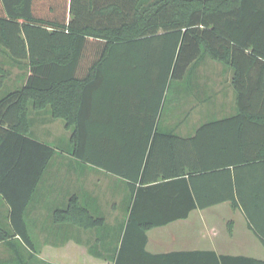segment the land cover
<instances>
[{"label":"trees","instance_id":"16d2710c","mask_svg":"<svg viewBox=\"0 0 264 264\" xmlns=\"http://www.w3.org/2000/svg\"><path fill=\"white\" fill-rule=\"evenodd\" d=\"M0 51L27 68L25 82L4 94L0 78V197L11 222V232L0 227V243H29L23 211L55 153L31 136L29 110L47 109L71 130L73 157L126 180L128 221L114 264H264L213 251L144 250L146 229L193 209L230 202L246 212L249 182L239 170L264 163V0H0ZM202 55L234 69V115L189 137L154 128L136 139L138 147L89 131L95 80L112 78L119 99L128 95L119 89L123 79L153 74L162 111L169 81ZM262 212L264 180H252L251 229L264 246ZM101 223L90 217L78 225Z\"/></svg>","mask_w":264,"mask_h":264},{"label":"crops","instance_id":"0c3cea01","mask_svg":"<svg viewBox=\"0 0 264 264\" xmlns=\"http://www.w3.org/2000/svg\"><path fill=\"white\" fill-rule=\"evenodd\" d=\"M234 74L231 65L206 55L200 56L188 66L182 79L169 81L167 87L171 96L165 117L164 107L161 111L158 102V83L154 85L153 74L151 80L146 73L135 80L123 79L119 89L127 91L128 95L119 99L116 98L117 87L112 78L95 80L87 104L89 131L106 134L117 144L137 147L140 143L136 139L152 133L154 128L182 137L192 136L201 124L236 113ZM117 110H120L118 114ZM47 116H50L47 109L40 112L29 110V120ZM31 129L30 124V132ZM101 141L105 143L106 140ZM54 154L23 211L29 243L13 237L9 240L8 256L13 264L21 261V264H114L121 248L124 225L128 221L126 180L90 163L81 165L80 161L74 162L72 159L76 158L71 156L72 159L65 161H69L72 167L74 165L71 185L66 189L59 183L58 187L55 180L60 177L48 174L44 178ZM117 161L123 162L120 157ZM238 176L249 182L243 192L248 197L246 212L230 202L193 209L183 219L146 229L144 250L151 255L213 251L217 255L264 261V246L251 229V181L264 180V163L250 162L239 170ZM100 181L106 184L103 190L97 188ZM117 186L118 189L113 190ZM9 210L8 204L0 197V224H11ZM90 217L102 219V225L91 228L78 225L88 224ZM260 226L264 229V215ZM12 240H18L22 248L13 245ZM123 253L128 257L127 247Z\"/></svg>","mask_w":264,"mask_h":264},{"label":"rangeland","instance_id":"374dc122","mask_svg":"<svg viewBox=\"0 0 264 264\" xmlns=\"http://www.w3.org/2000/svg\"><path fill=\"white\" fill-rule=\"evenodd\" d=\"M0 63L4 70V75L1 76L2 73H0V78L3 79L4 84L1 90V94H4L5 92L19 87L23 83V81H25L27 68L25 63H23V67L17 63H13L9 59V57L2 51H0ZM169 96H171V93L167 87L164 95V117L168 109ZM30 120L32 128L31 136L36 138L37 140L49 143V145H51L55 149L54 160L51 162L49 168L45 170L44 178H46V175L48 174L56 175L55 177H60V179L57 178V180H55L57 186L59 187V183H61L62 187L64 186V188L66 187V189H69L72 181V178L70 176L74 171V165L72 167V164H69V161H65L66 159H70L72 156L70 153L72 146L69 140L71 130H66L64 128L63 120L52 119L51 116L38 118L32 117L30 118ZM163 120L164 118L162 117L161 121ZM45 121H51V123ZM72 160H75L74 162H78L77 159ZM80 164L82 165V163ZM97 188L103 190L106 188V184L104 185V183L101 181L97 182ZM114 189H118V186L113 187V190ZM0 227H2V229L5 231L11 232L9 224H0ZM99 230H102V228H100ZM11 243L17 248L20 245V242L18 240H12ZM8 246H10L9 241H5L0 244V264H13L10 257L8 256ZM19 247L22 248L21 246ZM19 251L20 253H22V250ZM21 263L22 261L18 264Z\"/></svg>","mask_w":264,"mask_h":264}]
</instances>
